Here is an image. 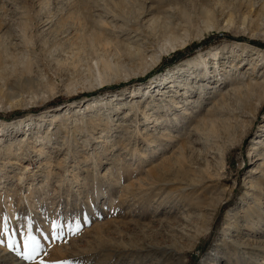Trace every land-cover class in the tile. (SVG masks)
Wrapping results in <instances>:
<instances>
[{
	"label": "rangeland",
	"instance_id": "obj_1",
	"mask_svg": "<svg viewBox=\"0 0 264 264\" xmlns=\"http://www.w3.org/2000/svg\"><path fill=\"white\" fill-rule=\"evenodd\" d=\"M263 140L264 0H0V264H264ZM177 146L189 170L144 174Z\"/></svg>",
	"mask_w": 264,
	"mask_h": 264
},
{
	"label": "bare ground",
	"instance_id": "obj_2",
	"mask_svg": "<svg viewBox=\"0 0 264 264\" xmlns=\"http://www.w3.org/2000/svg\"><path fill=\"white\" fill-rule=\"evenodd\" d=\"M154 23H157V21H156V19H155V21H153ZM159 29L160 28H164V25H163V23L161 22L158 26H157ZM150 28H151V31H155L156 30V27L155 26H150ZM169 36V38L167 39L166 38V41H165V44H167V46H168V48H169V50L170 51H174V48H175V39H174V36H172L169 32H168V34H167V37ZM166 37V36H165ZM164 37V38H165ZM162 56V53L159 55V56H155V58H153V60H152V64L154 65L155 63H157L158 62V60H159V58ZM151 64V65H152ZM201 66L203 67L202 69H206V66H207V63L205 62V61H203V60H201ZM207 70V69H206ZM170 73V72H169ZM169 76V77H168ZM168 76H165V78L166 79H164V78H162V79H164V82L166 83V82H168L169 80H171V78H172V75H168ZM161 77V76H160ZM163 82V81H162ZM162 82L160 83V84H162ZM169 84H174V83H172L171 81H169L168 82ZM172 86H174V85H172ZM255 86V84L251 87V89L252 90H254L255 88H253ZM255 87H257V86H255ZM189 89H191L190 87H188ZM162 89H164V87L162 88ZM208 89V88H207ZM232 89V88H231ZM158 90H160L159 88H158ZM157 90V91H158ZM251 90V91H252ZM176 91H174V93H175ZM148 93H149V91H148ZM225 94V93H224ZM219 96V98L218 99H220L221 97L222 98H224L221 94H219L218 95ZM163 97H166V98H164V99H167V98H169V100L167 101V103L166 104H164V107H162V108H164V111H165V113H169V111H168V109L170 108V107H172V108H174V109H180L179 107H177V105H178V103H176L175 102V100H176V98L178 99L179 98V95H177V92H176V94H173V95H171V96H164L163 95ZM147 101V99L146 100H144V103ZM159 101H162L161 99H159ZM190 100H185V102H189ZM153 104H155V103H153L152 102V105ZM214 104V103H213ZM163 106V105H162ZM85 107V109L84 110H86V111H83V113L84 112H87V111H90V110H93V107H94V105H86V106H84ZM133 107L134 106H132V108L131 109H133ZM147 107H148V105L147 106H145V108L147 109ZM181 109H182V111H181V113H180V116H181V120L182 121H184V119L186 120V123L184 124V125H186V124H188L189 123V128H191V126H192V128L190 129V130H196V129H194V127H193V122H192V120H190V122H189V119L191 118V117H189V115H191V112H188V110L187 109H183V107H181ZM96 112H99V110H97L96 109ZM136 112H140V113H142V116L147 120V121H150V118H152L153 117V119L151 120V122H150V124H153L154 123V125L153 126H158V125H161L162 123L161 122H159V120L161 119V117L160 116H157V117H155V116H152V117H148V115H150L149 114V112H148V114H147V112L146 111H144V106L142 105ZM154 112H157V113H159V107H158V105H156L155 106V108H154ZM99 115H96V118L95 119H98V120H100L99 119ZM188 117V118H187ZM53 118H57L56 116H54ZM172 120H174V122H176V121H178L179 120V117H177L176 115H174L173 116V118H172ZM194 122H196L195 121V119L193 120ZM149 124V125H150ZM183 124V123H182ZM182 124L181 125H179L180 127L182 126ZM176 125H178L177 123H176ZM194 126H197V123L194 125ZM176 129H179V128H176ZM175 131V130H174ZM144 132L146 133L147 132V130H146V128H144V130L142 131V133H141V135H142V143H144L145 142V144L148 146V147H150V148H152V149H149L150 150V154L149 155H152L153 153H155V151H157V147H163L164 145H161V144H157L156 146L154 145L155 143H156V141H151L150 140V138H148V139H146V137H149V135H146L145 137H144ZM169 133V131H167L166 133H163V134H160V136H165V135H168V138L166 139V143H170V142H172V139L173 138H171V137H169V135H171V134H168ZM195 133V132H194ZM161 138V137H160ZM171 138V139H170ZM144 140H146V141H144ZM163 141V140H162ZM264 141V140H263ZM174 142V141H173ZM206 142H208V140H205L204 142H203V144L204 145H206L207 143ZM159 143V142H158ZM163 144H164V141H163ZM254 144H256V145H258V146H256V150H262V151H264V142H259V141H255V143ZM165 145H168V144H165ZM195 145L197 146V145H199V142H192V143H190V144H187V146H188V150H190L191 151V153L193 152V150H191L190 148H193V147H195ZM11 146H12V144H10V146H7V152L6 153H11V152H9V151H11L12 150V148H11ZM169 146V145H168ZM166 147V146H165ZM259 147V148H258ZM165 149V148H164ZM254 149V148H253ZM252 149V150H253ZM1 151H2V149H0V154H1ZM163 151V150H162ZM137 152V151H136ZM147 152V151H146ZM157 153V152H156ZM212 153H214V151L212 150V149H210V147H208L207 148V154H212ZM187 153L185 152V147H180V146H177L176 148H175V150L173 151V152H170L166 157H165V155H162L161 156V158H160V161H158L156 164H154V165H152V169H145L143 172H144V174L145 175H148V177H150V178H153V179H159V178H161V177H163V176H166V175H171V174H173V177H174V179L178 176V174L180 173V172H182V171H186V170H189V169H187V167H186V165H185V162H186V160H185V155H186ZM9 155H11V154H8V156ZM149 155L148 154H145V152H144V154H142V155H137V153H134L133 154V157H135V156H137L138 158H137V161H140V163L141 164H143V163H145L146 164V161L148 160V157H149ZM173 157V158H172ZM209 157V156H208ZM98 161H100V159L99 158H97V159H95L94 160V162L91 164V165H88V166H94L95 164H97V162ZM203 163H204V165H205V167L206 168H209V165H208V162L207 161H205V160H203ZM140 164V165H141ZM262 165H260V167H264V160L262 161V163H261ZM147 165V164H146ZM148 165H151V162H149V164ZM56 168H57V166H56ZM90 171H92V169H89ZM136 170V171H135ZM142 170V169H141ZM137 172V168L136 169H134L133 171H131L130 172V176H132V175H134L135 173ZM139 172H141L140 170H139ZM104 174L100 177L101 179H103L104 178ZM73 177V176H72ZM18 182H17V185H20L21 183V180H22V178H18ZM75 180H76V182H78V176H75ZM118 180H114V185H113V187H117V188H122L119 184H118V182H117ZM45 183H46V181H45ZM45 183H43V185H45ZM83 184H86V180L83 182ZM47 188V187H46ZM46 188H45V190H40V193L41 192H44V194L46 193L45 191H46ZM41 189V188H40ZM96 189V188H95ZM129 188H127V190H128ZM33 191H34V189H32L31 187H28V189H27V195H23L24 197H20V201L24 204V202H25V200L27 199V198H31L33 195H34V193H33ZM143 193V192H142ZM33 194V195H32ZM11 196H13V195H11ZM153 196H155V194L153 195ZM22 198H23V200L24 201H22ZM50 198H52V197H50ZM171 199H173V198H171ZM170 199V200H171ZM2 200H3V203H2V206H1V209L10 217V218H14L15 216V212H17L18 210H16L15 208H16V206H15V202L13 201L14 199H11L10 198V195H9V193H5V196H3L2 197ZM174 200L175 199H173V200H171V202L173 201L174 202ZM147 201V200H146ZM166 203H168V201L166 202ZM26 204V203H25ZM32 204V203H31ZM20 205V204H19ZM33 205V204H32ZM171 205V204H170ZM21 206V205H20ZM23 206V205H22ZM34 206V205H33ZM172 206H174V205H172ZM16 210V211H15ZM24 210V209H23ZM258 210V209H257ZM256 211V210H255ZM252 212H253V210H252ZM257 212V211H256ZM256 212H255V214H256ZM252 214V216L251 217H255L254 216V214L253 213H251ZM250 215V214H249ZM248 216V215H247ZM255 218H257V216L255 217ZM254 229V228H253ZM256 229V228H255ZM259 233V232H258ZM53 255V254H52Z\"/></svg>",
	"mask_w": 264,
	"mask_h": 264
},
{
	"label": "snow or ice",
	"instance_id": "obj_3",
	"mask_svg": "<svg viewBox=\"0 0 264 264\" xmlns=\"http://www.w3.org/2000/svg\"><path fill=\"white\" fill-rule=\"evenodd\" d=\"M53 227H55V225ZM53 236L55 237V232L53 233ZM39 247H40L39 242L35 239V237L29 235L28 239L25 241V248H24V252L22 254L23 259L32 260L34 258V256L37 254ZM8 248L10 250L13 248L12 241H9ZM17 254L21 255V253H19V252H17ZM42 264H43V262H42ZM63 264H69V262L65 261V262H63Z\"/></svg>",
	"mask_w": 264,
	"mask_h": 264
},
{
	"label": "trees",
	"instance_id": "obj_4",
	"mask_svg": "<svg viewBox=\"0 0 264 264\" xmlns=\"http://www.w3.org/2000/svg\"><path fill=\"white\" fill-rule=\"evenodd\" d=\"M210 43L211 42H203V43H200L198 45H193L191 48H187L186 50L180 52V53H175L172 58L173 60H171L172 62H177V61H180V60H184L186 58H189L190 56H192L194 54V52L199 49V50H204L206 49L207 47L210 46ZM166 67V66H165ZM162 70L161 69H158L157 71H154V73H158Z\"/></svg>",
	"mask_w": 264,
	"mask_h": 264
}]
</instances>
